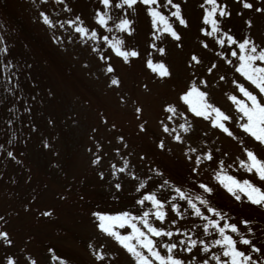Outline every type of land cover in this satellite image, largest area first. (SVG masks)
Returning <instances> with one entry per match:
<instances>
[{
	"label": "snow or ice",
	"instance_id": "obj_1",
	"mask_svg": "<svg viewBox=\"0 0 264 264\" xmlns=\"http://www.w3.org/2000/svg\"><path fill=\"white\" fill-rule=\"evenodd\" d=\"M239 3L235 15L241 18V26L234 29L227 22L233 15L229 0H200L196 47L188 53L181 80H174L168 42L179 49L185 46L184 30L191 23L184 0H95L92 23L74 10L73 0H56L59 8L55 18L47 0L43 7L37 6L38 19L66 33L53 34L52 39L61 47L66 41L87 45L108 84L122 83L113 57L124 64L138 59L152 82L172 81L175 92L159 102V131L153 144L163 154L172 152L169 141L179 145L187 169L184 175L172 173L143 150L133 163L129 143L119 133L113 137L115 144L107 141L114 156L105 163V143L96 139L98 129H91L92 145L86 149L90 166L101 181H106L114 202L122 201V194L126 196V203L119 208L88 209L96 235L107 241L93 237L87 242L93 264H125L122 256L126 264H264V229L257 232L251 218L226 212L213 202L217 192L224 190L234 202L247 201L264 210V156L254 147H264V31H254L253 16L245 15V10H251L264 16V0ZM137 9L149 23L143 51L127 41L137 31ZM5 39L0 34V54L9 53ZM0 64L5 72L19 67L10 60ZM15 75L11 71L7 79L14 80ZM140 87L150 91L147 80ZM217 92L229 107L220 102ZM128 98L127 93L119 97L122 103ZM131 104L138 130L147 132L144 104L138 98ZM100 119L109 129H117L107 116ZM200 122H205L204 127ZM7 125H14V117L7 119ZM30 126L37 127L31 121ZM220 136L231 140L237 151H230ZM43 146L50 147L48 139L43 140ZM0 152L21 163L18 153L5 143H0ZM41 214L55 213L46 207ZM0 223V245L7 246L0 264H38L31 253L24 252L22 261L9 251L15 241L3 215ZM59 259L71 264L62 256Z\"/></svg>",
	"mask_w": 264,
	"mask_h": 264
},
{
	"label": "rangeland",
	"instance_id": "obj_2",
	"mask_svg": "<svg viewBox=\"0 0 264 264\" xmlns=\"http://www.w3.org/2000/svg\"><path fill=\"white\" fill-rule=\"evenodd\" d=\"M3 2L9 6L8 13L13 19V24L6 14L2 13L6 20L1 23L3 28L0 27V34L6 37L4 43L8 44L9 53L0 54V62L10 60L13 65H19L14 68V71L19 73L15 75L14 80H8L7 76L13 70L5 72L0 64V111L5 104L11 103L17 108H22L27 120L23 130L25 135L23 138L17 136L25 146L22 150L13 149L18 153L21 163L7 156L0 157V173H3L0 175V215L8 220L7 227L15 241L9 251L21 257L22 261L24 252L31 253L38 264H63L59 259L61 256L70 260L71 264H93L86 247L87 242L93 237L95 241H107L96 235L88 215L91 205L86 202V196L83 200L80 196L87 193L90 198L101 199L99 190L103 186L107 188V184L96 176L89 164L90 153L86 149L92 145L91 129L97 128L96 139L105 143V163L114 156L112 145L107 141L112 140V144H115L113 137L119 133L123 134L129 143L128 151L134 154L133 163H137V155L143 150L154 160L165 164L172 173L184 175L187 169L181 155V147L169 141L168 146L172 148V152L163 154L153 144V138L159 131L156 119L159 102L175 95L172 81L152 82L140 60L135 59L131 64H124L120 59L113 57L122 83L120 86H112L108 84L107 75L102 72L100 64L89 52L87 45L78 41H66L64 47H61L52 39L53 34L64 36L66 33L62 29L46 25L37 18V6L43 7L45 0H0V4ZM94 4L95 0H73L74 10L82 13L88 23H92L91 12ZM184 4L185 11L192 20L194 12L189 13L191 0H184ZM54 5L56 0H47V6L52 9L55 18L59 5L53 7ZM1 11L2 9L0 13ZM199 14L196 13L195 19ZM253 18V30L259 33L261 22L257 15ZM18 23L23 24L24 30H18ZM136 27L137 31L128 37L127 41L138 44L143 51L148 38L149 23L139 9ZM193 35L195 36L196 32ZM184 41L185 46L182 49L176 48L171 41L168 42V59L172 65L174 80H181L185 76L184 62L189 51L193 49L192 46H196L195 37L190 38L185 32ZM85 59L88 60L87 65L84 63ZM145 80L149 83L150 91L140 87V83ZM9 87L13 89L12 92L8 91ZM125 93L128 94V102L122 103L119 97ZM216 96L226 108L229 107L219 92ZM136 98L145 106L147 132H140L137 128L139 121L131 104V100ZM102 115L108 117L109 123H115L117 129H109L108 125L103 124L100 119ZM49 119L53 124L48 123ZM30 121L36 124V129L31 128ZM4 123L5 121L1 120L0 127ZM204 123L200 122V126L204 127ZM8 128L11 126L8 125ZM17 137L16 142L21 143ZM45 138L49 140L48 148L43 146ZM220 139L230 151H237L231 140L224 136H220ZM28 142L35 143L29 147L37 145L38 148L27 152ZM254 147L264 156V147ZM144 164L146 165L147 161H144ZM81 181L95 187L92 190L85 188L82 192L78 191L77 187H69ZM61 196L65 198L61 199ZM122 197L120 203H126V196L122 194ZM214 199L237 204L244 210L253 209V213L264 216V210L258 206L254 207L255 205L247 201L234 202L224 190L218 191ZM110 200L113 204L110 202L109 206L120 207L117 204L119 202H114L115 197L110 196ZM25 204L29 207H24ZM46 207L53 208L55 214L42 215L41 212ZM2 226L0 223V227ZM6 249L7 246L0 245V257L5 255ZM49 249L54 251L49 252ZM121 258L126 264V258Z\"/></svg>",
	"mask_w": 264,
	"mask_h": 264
},
{
	"label": "trees",
	"instance_id": "obj_3",
	"mask_svg": "<svg viewBox=\"0 0 264 264\" xmlns=\"http://www.w3.org/2000/svg\"><path fill=\"white\" fill-rule=\"evenodd\" d=\"M199 3H200V0H191V8L189 9V13L194 12V18L192 20L189 19L190 23H191V27L189 29L184 30V32L187 33L188 37H190V38L195 37L193 34L195 32H197V23L199 21H198L197 16H196L197 19H195V15H196V13L201 12L200 7L198 6ZM229 3L231 5V8L233 9V15L231 18H229V20L227 22L234 29H239L241 26V18L234 14V12L236 10H238L240 7L239 0H229ZM0 5L3 6V7L0 6V9H2V11L0 13V27L3 28L1 23H3V20H6V18H4L2 16V13H5L7 15V19L11 22V24H13V19H12L11 15L8 13V12H10L8 4L6 2H3ZM245 15H251V16L257 15L258 19L260 20L259 22H261V24H260L261 31H264V16H261L260 14L254 13L251 10H245ZM199 16H200V14H199ZM188 18H189V16H188ZM15 20H16V18H15ZM11 24H10V26H11ZM18 25H19L18 30H21V31L24 30L23 24L21 25L20 23H18ZM192 47L194 48L196 46H192ZM168 49H169V46H168ZM168 52L170 53V50H168ZM13 71H14V69H13ZM16 73H19V72L16 71ZM13 106H15V105L11 104V103L9 105L5 104L4 107L0 111V121L1 120L5 121V123L0 127V132L2 134V135L0 134V143H5L6 147H9V148H12L15 150L16 149L22 150L25 145H24L23 141L19 138H20V136H22V138H23V136L25 135L23 133V130L26 127L27 120H26L25 115L22 112V108H17L16 106L15 107H13ZM13 117H14V125L17 123V127L14 128V125H12L11 128H8L6 121H7V119L13 118ZM13 133H15V135H13ZM16 137H17L18 141H22V142L21 143L16 142V139H15ZM6 141H10L11 143L10 144L6 143ZM34 144H35L34 142L32 144H30L28 142V145H26L27 146L26 151L30 153L32 150H35L36 148H38L37 145L33 146V148L29 147V146H32ZM3 156L6 157V154H4L3 152H0V157L3 158ZM103 182H105V181H103ZM71 186L77 187L76 189L80 192H82V190H84L85 188L87 190H92L95 187V186H91L85 182H79L77 184H71ZM90 187H91V189H90ZM107 188H105L103 186L102 189L99 190L101 195H102L101 199H98L97 197L90 198V197L86 196L87 197L85 199L86 202H88L89 205H91V207L99 206L100 208H104V209L113 208V205L109 206L110 202H112V201L110 200V196L108 195L109 190ZM99 196H100V194H99ZM111 197H114V196H111ZM213 202L215 204H217L218 206L223 207L226 212H235V214L238 216H244V217L251 218V222H252L251 225L257 230V232L261 231L264 228V216L261 217L260 215L253 213L252 212L253 209L246 210V208H245V210H244V209L238 207L239 205H237V204H232L229 202L227 203V202H224V201L218 200V199H216V200L214 199ZM112 204H113V202H112ZM117 204L120 205L121 203L119 202ZM254 207H257V206H254ZM58 251L59 250H57V252Z\"/></svg>",
	"mask_w": 264,
	"mask_h": 264
}]
</instances>
